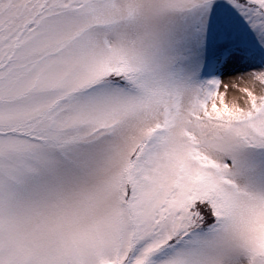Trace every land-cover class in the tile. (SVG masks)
<instances>
[{
  "label": "snow or ice",
  "instance_id": "1",
  "mask_svg": "<svg viewBox=\"0 0 264 264\" xmlns=\"http://www.w3.org/2000/svg\"><path fill=\"white\" fill-rule=\"evenodd\" d=\"M0 264H264V0H0Z\"/></svg>",
  "mask_w": 264,
  "mask_h": 264
}]
</instances>
